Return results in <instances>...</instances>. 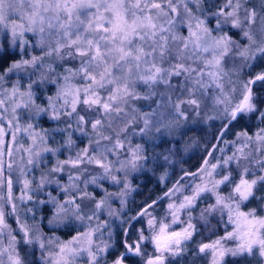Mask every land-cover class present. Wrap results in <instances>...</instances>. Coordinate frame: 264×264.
I'll list each match as a JSON object with an SVG mask.
<instances>
[{
	"label": "snow or ice",
	"instance_id": "snow-or-ice-1",
	"mask_svg": "<svg viewBox=\"0 0 264 264\" xmlns=\"http://www.w3.org/2000/svg\"><path fill=\"white\" fill-rule=\"evenodd\" d=\"M206 2L208 0H0V51L7 44L10 49H18L21 55V59L12 61L0 71V84L10 74L27 71L29 67L33 69L26 90L21 91L17 81L8 92H0V264H30L28 256L36 250L41 253L39 264H76L82 256L88 258L89 264H97L98 254L102 257L109 245L103 241V247L95 243L93 237L102 226L92 227L91 221L114 195H118L122 203L126 195V192L109 193L100 182L123 183L127 189L128 184L113 172H122L126 176L129 169L141 170L149 160L141 145H136L126 160H108L116 149L123 148L117 133L111 147L96 140L91 155L88 148H84L75 157L57 158L32 187V181L26 177L44 159V153L58 157L61 149L70 147L71 134L66 143L47 147L50 138L47 130L43 134L35 132L33 124L28 123L23 131L32 143L23 148L16 135L21 131L18 109L28 110L31 119L50 113L48 118L52 121H59L62 115L72 117L75 114L77 129L82 130L87 121L77 111L78 105H83L85 111H99L106 118L123 113L125 119L130 117L128 123H131L137 120L135 113L138 111L135 108L131 112L124 111L131 101H151L154 96H159L162 103L139 114L143 122L140 133L150 138L153 130L170 133L174 121L186 120L188 111L197 117L201 111L215 113L208 119L220 122L222 131L218 137L221 140L230 127L242 121L258 117L264 125V70L240 79L242 70L251 73L258 64L264 63V0L251 7L248 6L251 0H225L215 11L205 8ZM210 20L214 21V26L209 24ZM232 29L241 33L245 44L229 35ZM185 31L187 35L183 34ZM29 33L38 37L34 45L26 39ZM30 46L39 48L41 54H28L24 58ZM53 56L57 61L78 60L79 66L66 67V74H57L63 83L54 96L45 98L47 107H44L36 103L33 87L46 82L57 84V79L50 76L55 71L52 63L46 64V58ZM237 59L241 62L239 66ZM226 61L232 62V69L226 67ZM33 76L36 79H32ZM75 78H79V85L72 82ZM173 78L181 79L178 84H173ZM138 87L146 89L143 95L137 91ZM161 87L165 89L163 92L159 91ZM162 108L171 111L166 113ZM91 127L100 139H111L102 134L101 119H95ZM108 127H111V120ZM66 131L52 129V132ZM120 131L126 132L127 126ZM241 136L244 147L256 145L259 158L253 156L251 150L245 153L241 148L238 149L239 156L233 153L227 158L213 157L216 162L209 165L208 160H204L206 167L200 168L199 172L185 171L180 179L191 176L192 181L186 184L178 181V186L165 194L171 198L180 193V202L169 203L166 215L159 219L148 211L153 204L132 217H149V235H144V229L137 230L138 240L132 244L125 241L124 254L114 264H124L126 258L144 257L141 245L145 241L159 253L148 257L145 264H172L175 258L187 252V242L197 231L192 223L197 202L210 197L214 198V203L200 209L199 221L211 228L209 218H217V224L223 227L225 234L210 243L199 244L198 253L210 256V264H226V256H254L264 264V215H258L255 208L244 210L251 199L264 201V196L257 195L264 188V174L256 175L257 168L250 169L248 163H240L241 159L249 163L254 161L258 171L264 173V127L252 135L242 132ZM21 149L27 153L26 163ZM213 151L222 153L223 149L213 146ZM168 153L153 157L158 168L163 169L166 163H171V149ZM82 164H94L102 171L91 174L87 168L80 167ZM116 164L118 168L114 167ZM231 164L238 170V181L229 167ZM66 166L78 171L76 174L69 171L68 183L64 184L59 174L65 172ZM13 173L17 174L18 184L24 177L21 194L15 197L19 204L31 201L45 185L55 184L61 196L48 192L47 199L38 201L40 205L51 204L53 207L48 225L55 228L68 226L70 221L79 222V226L87 230L77 231L70 239L62 241L42 233L27 220L22 222L18 203L13 197ZM86 173L87 178H84ZM249 173L253 179L245 178ZM54 175L56 178L49 179ZM165 176L167 173L161 179ZM197 180L200 183H196ZM89 185L100 189L102 197L97 199L89 193ZM221 186L230 189L227 195L221 194ZM85 208L90 214H85ZM260 211L264 212V204ZM27 212L31 213L32 209ZM182 212L187 216L186 221L180 219ZM108 215L114 213L109 210ZM9 219L15 220V228ZM176 224L185 226L179 231H170ZM228 241L235 246L226 247Z\"/></svg>",
	"mask_w": 264,
	"mask_h": 264
},
{
	"label": "trees",
	"instance_id": "trees-1",
	"mask_svg": "<svg viewBox=\"0 0 264 264\" xmlns=\"http://www.w3.org/2000/svg\"><path fill=\"white\" fill-rule=\"evenodd\" d=\"M224 2L225 0H214V2L213 0H208V2L205 3L204 7L208 8L210 11H215L216 8ZM258 3L259 0H251V3L248 6L251 7L253 5H258ZM210 21L212 22V26H214V21ZM225 30H227V28ZM229 35H232L233 38L237 40L239 31L232 29L229 32ZM12 61H18L17 52L16 50L8 48L7 44H5L4 49L0 51V71H3L4 68L8 67V65ZM54 61L55 60H52L53 67H57L58 65L60 66V64H56L58 62L57 60L56 62ZM61 63L71 68H76L79 66L78 60H69L67 58L64 61H61ZM261 70H264V63L258 64L255 67V71ZM29 74H26L24 71L23 74H10L8 77H6V81L0 84V89L1 85H8V83L14 80L20 81L24 76H26V78L29 80ZM32 79H36V77L33 76ZM180 79L181 78H173L172 83L178 84L180 82ZM34 88L37 90L36 103L46 107L45 98L50 93L51 84L46 82L40 86L34 85ZM139 88H142V91L138 92L143 95L146 89H144L143 87H138V89ZM164 90L165 89L163 87L159 89L160 92H163ZM173 98H175V94H173ZM157 103H162L159 99V96H154L151 101H145L142 99L133 100L131 101L129 106L125 107L124 111L131 112L133 108L137 109L138 111L137 113H135L137 115L136 121L128 123L130 117L127 119L124 118V124H116V126L113 127H108L107 125L103 124V128L101 129L104 136H109L111 134L115 136L117 133H119V139L122 141L125 149L127 150L125 154H115L114 158H129L130 151L135 149L136 145H141L144 150V154L149 158L148 162L145 163L144 168L141 170L133 171L129 169L126 176L122 172L117 173V177L128 184L127 189L124 188L123 183L120 185H114L112 182L109 183L110 185L107 183H103V188L107 189L109 193L126 192V195L122 198L123 203L121 202V198L118 195H114L108 200V205L101 209L98 216L91 221V224L93 222H106L107 226L109 227L108 231H110L111 235H113V238H109L110 242H108V244H112V246H109L110 248L106 253V261H108V263L114 261L116 258L124 254L125 241L128 244H132L133 242H135L134 237L132 236L136 235L135 231L138 230V224L140 223L139 219L141 217L139 219H131L132 217H137L138 214L143 210V208L147 207L148 204H153V207H160L161 209H163L165 205L163 203V201H165V194L167 192H170L173 188H175V186L177 187L178 181L180 184H185L188 180L192 179L191 176H185L184 180L180 179L182 176H184L185 171L189 173L199 172L200 168L206 167L203 164L204 160H208L210 165L216 162L213 157L225 158L231 156L233 153H236L239 156V152L237 151L236 147L238 146V144L242 145L244 142V137L241 136V133L247 131L249 135H252L254 131L252 124L253 119L245 120L230 127L229 130L225 132L221 140L218 137V133L222 131L220 122L208 119V116L215 115L213 112H211V110L201 111L199 117L195 116L191 111H188L186 113L188 117L186 120L179 119L178 121H174L173 128L170 133H164L163 130H161L160 133H157L153 130V132L150 134V138L149 136H145L140 133V129L143 127V122L142 119H140L139 114L141 113V110L143 108L149 109L150 111L156 108ZM161 110L165 111L166 113L171 111V109L163 108ZM77 111L81 115L85 116V120L87 121V123L83 125L82 130L77 129V125L75 123V114H73L72 117L62 115L59 121H52L49 119L48 123H52L55 127L67 129L66 132H56V134L54 135V148L59 146L60 144L66 143L69 133L71 134L72 144L70 147L61 149L58 157L53 156L51 153H49L48 160H43L39 163L38 166L35 167L37 174L36 177H41L42 174H46L48 169L54 165L57 158H59L60 160H64L69 156L75 157L77 150L89 148L91 144L94 145V147H92V151L96 147L94 143L100 138V136H98L92 129L91 123L94 122V120L97 118L101 119L100 113L98 111H85L83 105H78ZM43 117L44 115L38 118L39 122L42 121ZM257 118H254V120H257ZM69 124H71V127H69ZM47 126L48 124H43L44 128H47ZM125 126H127V131L121 132L120 129L124 128ZM251 127L253 130L251 129ZM178 129L179 131L177 132V135H173ZM223 141H226L227 143H224ZM100 144L104 145L103 141L100 142ZM213 146H215L217 149H223V152L221 153L220 151H213ZM253 148H256V145L249 144L247 150L243 151L245 153H248ZM169 149H171V163H166L163 169L158 168L156 163L153 162V157H157L161 153L169 154ZM209 152L212 153L211 156L208 155ZM259 155L260 154L257 153L253 156L259 158ZM141 163L144 162L141 161ZM240 163L242 165L248 163L250 169L257 168L256 175L264 174L258 171V166L255 165L254 161L249 163L241 159ZM80 167L86 168L85 165H80ZM229 167L232 169L233 174L237 180L239 178V175L237 174L238 170L235 168V164H231L229 165ZM65 171L66 174L64 176H59L61 180H64V178L67 180L69 171L72 174H76L78 169H70L66 166ZM165 173H167V176H165L164 179H161V177L164 176ZM12 177H17L16 173H13ZM54 178H56L55 175L51 176L50 179ZM84 178H87V173L85 174ZM245 178L253 179L254 177L251 175V173H249L245 176ZM12 180L14 182V179ZM52 185L53 184L45 185V187L38 193L36 197L37 199H35L34 202L32 201L26 204L27 209H32L33 211V222L27 223L29 225L37 227L39 231L46 235L48 231L53 229L56 233V237L65 240L74 235V233L78 230V227L76 226H79V222L73 223L70 221L68 226H60L57 228L50 227L48 225V220L52 216L53 207L51 204L40 205L38 203L39 200L47 199L46 193L52 192L49 191L50 188H52ZM81 187H83V185H81ZM52 189H54V187ZM229 190L230 189L225 187L222 189V191H227V193ZM260 190L261 191L257 192V195L264 196V188H261ZM87 191L94 194L97 199L101 198L103 195L102 192L100 193L98 191L95 185H89ZM249 202L252 203V205H258L261 203L264 204V201L259 199H251ZM210 203H214V198L210 197L207 200H200L197 202V207L193 211V217H195V219L192 220V223H195L197 228V231L193 234L192 237L193 243L195 245L198 243V232L201 236H205L207 231L212 228L217 229L218 234L223 231V227L217 224V218H209L210 224L212 226L211 228L205 226L203 222L199 221L200 209L206 207ZM109 210H111L114 215L109 216ZM84 212L85 214H90V210L88 208H85ZM258 214L264 215V212H258ZM21 221L23 222L22 219ZM8 222L12 224L13 228L16 227L14 219H9ZM149 245L150 244H148V246H145L149 247L150 249L147 250V255H144V257L137 256L129 259L130 264H145V261L148 257L155 256V252H153L154 247L152 248ZM149 251L151 253L150 256L148 255ZM254 259H257V263L255 264H262L260 262V258L254 257ZM254 259L253 257H246L245 261L233 260L226 262V264H254ZM31 264L33 263L31 262ZM105 264H107V262ZM172 264H179V262H172Z\"/></svg>",
	"mask_w": 264,
	"mask_h": 264
},
{
	"label": "rangeland",
	"instance_id": "rangeland-1",
	"mask_svg": "<svg viewBox=\"0 0 264 264\" xmlns=\"http://www.w3.org/2000/svg\"><path fill=\"white\" fill-rule=\"evenodd\" d=\"M209 24L212 26V22L211 21H209ZM255 27V26H254ZM183 31V30H182ZM183 34L184 35H187V33H186V31L185 32H183ZM26 39H28L29 41H30V45H34L35 44V42L38 40V37L37 36H34L33 34H31V33H29V34H27V36H26ZM241 44H245L246 43V41H245V39L242 37V35H241V33L239 32V35H238V39H237ZM16 52H17V58H18V60L19 59H21V55L19 54V50L17 49L16 50ZM28 54H36V55H40L41 54V52H40V49L39 48H34V47H29L28 49H27V51H26V53H25V56H24V58H27V56H28ZM52 60H55L54 62H56V59H55V57L53 56L51 59H48V58H46V64L47 63H52ZM60 62V63H59ZM241 62L239 61V59H237L236 60V65L237 66H239V64H240ZM53 64V63H52ZM56 64H60V66L58 65L57 67L55 66V67H53L54 68V72H52V73H50V76H51V78H53V79H57V84H55V85H53V84H51V88H50V93H49V95L48 96H54L55 95V93H56V91H57V89H58V86L60 85V84H62L63 83V81H62V79H60L59 77H58V75L57 74H66V73H64V68H66L67 66H65V65H63L62 63H61V61H58ZM62 64V65H61ZM226 67L228 68V69H232L233 68V64H232V62L231 61H226ZM33 71V69L32 68H28L27 69V71H24L26 74L28 73H30V72H32ZM255 72H257V71H255V68L252 70V72L251 73H249L248 72V70H242L241 71V74H240V79H246L249 75H251V74H254ZM18 74H23V71H21V72H19ZM15 75H17V74H15ZM233 79H235V77H233ZM6 81V80H5ZM4 81V82H5ZM74 84H77V85H79L80 84V80H79V78H75V79H73V81H72ZM29 83V80L26 78V76H24L20 81H19V86H20V88H21V91H24V90H26V88H27V84ZM17 84V81L16 80H14V81H12V82H10V83H8V85H1V89H0V92H8L10 89H11V87L13 86V85H16ZM33 90H34V92L36 93V96H37V90L33 87ZM137 91H142V88H137ZM102 95H103V93H102ZM47 97V96H46ZM36 100H37V97H36ZM46 107H47V102H46ZM184 107V106H183ZM182 107V108H183ZM146 111H150L149 109H146V108H143L142 110H141V113L142 112H146ZM93 112H95V110H93ZM99 112V111H98ZM100 113V115H101V120H102V123L103 124H105V125H107L108 126V123H109V120H111V126L113 127V126H116V124H124L125 123V120H124V117H123V113L120 115V116H115V114H113V116L112 117H110V118H106L101 112H99ZM215 114V113H214ZM17 115H18V117H19V124H20V128H21V131L20 132H17L16 133V135H17V140L20 142V144H22L23 145V148H27L31 143H32V140H31V138L23 131V129L27 126V124L28 123H31V124H33V126H34V131L35 132H40V133H42L43 134V132L45 131V130H47V132H48V134H49V139L47 140V144H46V146L47 147H52V148H54V140L55 139H51V137H54V135L56 134V132H52V129L53 128H57V127H55L52 123H48L49 122V115H50V113L49 114H47V115H44V117L42 118V121H40L39 122V120L38 119H31L30 118V116H29V111L28 110H26V109H18L17 110ZM8 118L10 119L11 117L10 116H8ZM196 118V117H195ZM15 123V122H14ZM43 124L44 125H46V124H48V126H47V128H44L43 127ZM252 124H253V128H254V131H253V133L254 132H256V131H258L259 130V128L260 127H264V125H262V124H260V122H259V118H257V120L255 119H253V121H252ZM251 129H252V127H251ZM253 130V129H252ZM179 131V129L178 130H176L175 131V133L173 134V135H177V132ZM109 137H111V139L110 140H103V139H98V140H100V142H102L103 141V143H104V145H107L108 147H111L114 143H115V141H116V139H117V134L115 135V136H113L112 134L111 135H109ZM120 137V136H119ZM122 142V141H121ZM95 144V143H94ZM243 144H244V142H243ZM240 145V144H238V146L236 147V149H237V151H238V149H241V148H243V150H247V147H244V145ZM92 147H94V145H90L89 146V148H88V151H89V155H91L92 154ZM81 149V148H80ZM84 149V148H83ZM82 150V149H81ZM81 150H77V152H79V151H81ZM252 155H254V154H257V152H256V148H253L252 150ZM127 152V150L125 149V147H124V145H123V148H119V149H116L115 151H114V153H112V154H110L109 156H108V160H111V161H116V160H121V161H123V160H126V159H128V158H126V159H122V158H120V157H118V158H114V156H115V154H117V153H126ZM21 154L22 155H24V157H25V160H24V163H26V160H27V153H24L23 152V150L21 149ZM49 156V153H44V159L43 160H48V157ZM225 158H227V157H225ZM17 159H19V157H17ZM43 160H41V162L43 161ZM85 165V167L88 169V171L91 173V174H96V173H98V172H100V171H102L101 169H99L98 168V166H96V165H94V164H92V165H89V164H82V166H84ZM29 167H31V166H29ZM114 167H119V165L118 164H116V165H114ZM217 171H219V169H217ZM47 173V172H46ZM66 174V171L63 173V174H59V176H64ZM113 174L114 175H118L117 174V172H113ZM36 170H35V168H33L32 169V172H31V174L30 175H28L26 178L27 179H29V180H31L32 181V187H35V185H36V183L39 181V179H40V177L38 176V177H36ZM215 175V174H214ZM16 176H17V174H16ZM51 178V176L49 177V179ZM217 179H219V177H216ZM240 178V177H239ZM239 178L237 179V181L239 180ZM12 179H14V182H13V189H12V191H13V197H14V202H16V203H18L16 200H15V197H18L20 194H21V187H22V180L24 179V177H21L20 179H21V183H16V181H17V177H12ZM246 179H251V178H246ZM62 181V183H64V184H67L68 182V180H66L65 178H64V180H61ZM192 181V179L191 180H188L186 183H190ZM111 182V180H103V181H101L100 183L102 184V186H103V183H107V184H109ZM185 183V184H186ZM196 183H200V181L199 180H197L196 181ZM110 185V184H109ZM54 187V189H52ZM52 188H50V190L49 191H52L51 193L53 194V195H55V196H61V193H59L58 191H57V187H56V185L55 184H53L52 185ZM175 188H176V186H175ZM224 188V186H221V194H223V195H227V191H222V189ZM49 189V188H48ZM98 189V188H97ZM174 189V188H173ZM98 191L101 193V191H100V189H98ZM48 193V192H47ZM46 193V194H47ZM118 194V193H117ZM185 194H189V193H187V192H185ZM38 195V194H37ZM37 195H35L34 197H33V199L31 200V201H28V200H25V202L23 203V204H19L18 203V209H19V215H21L20 216V218L24 221V220H27V222H33L32 220V212L31 213H28L27 212V206H26V204H28L29 202H34L35 201V199H37L36 197H37ZM165 198V201H163V203L165 204L164 205V208L163 209H161L160 207H153V208H151V209H149L148 211L149 212H151L152 213V215L153 216H155V217H157V219H159L160 217H163V216H165L166 215V210H167V205L169 204V203H172V202H176V203H179L180 202V199H182V197L180 196V193H176V195H174V196H172L171 198L169 197V196H165L164 197ZM144 204V203H143ZM142 204V205H143ZM21 206H23V207H21ZM30 208H32V207H30ZM54 211V210H53ZM21 213V214H20ZM26 213H27V215H26ZM257 214H258V212H257ZM52 215H53V213H52ZM192 215H194L193 213H192ZM259 215V214H258ZM52 217V216H51ZM149 219V217L148 216H143V217H141L140 219H139V221H140V223L138 224V230L139 229H144V235L145 236H147V235H149V230H148V227H147V220ZM180 219H181V221H186L187 220V216L182 212L181 214H180ZM226 219V218H225ZM97 224H100L102 227H101V229H100V232H97L95 235H94V237H93V239H94V241H95V243H97V244H101V246L103 247V244L101 243V241H103V243H106L107 245H109V246H112V244H108V242H110L109 241V233H110V231H108V229H109V227L107 226V224L103 221L102 223L101 222H93L91 225H92V227H95ZM195 224V223H194ZM121 226V225H120ZM185 225L184 224H176V225H173L172 226V229H170V231L171 230H173V229H175V230H177V231H179L182 227H184ZM60 227V226H59ZM76 227H78V230L77 231H86L87 229L86 228H80L79 226H76ZM55 228H57V227H55ZM118 228H119V226H118ZM76 231V232H77ZM135 231V230H134ZM75 232V233H76ZM136 232V235H134V236H132V237H134V241L136 242L137 240H138V232L137 231H135ZM74 233V234H75ZM101 233H103V235L101 236ZM208 234H210L209 232H208ZM225 234V232H224V229H223V231L221 232V233H219V234H217L216 235V237L213 239V240H216V239H219L221 236H223ZM47 235H49V236H55L56 237V233L54 232V230L52 229V230H50V231H48L47 232ZM97 237H99V239H97ZM111 237L113 238V235H111ZM71 238V237H70ZM70 238H68V239H70ZM68 239H65V240H62V241H67ZM212 240V241H213ZM203 243H210V242H203ZM148 244H150L149 246L150 247H152L153 248V245L151 244V243H149V242H147V241H145L142 245H141V248H142V251L145 253V255H147V250H150L149 249V247H145V246H148ZM199 244H201L200 242H198L196 245L193 243V239H191L190 241H188L187 242V252H185L184 253V255L182 256V257H177V258H175V260H173V262H179V264H210V260H211V257L210 256H206L205 254H203V253H198V251H197V248H198V245ZM225 246L226 247H234L235 245H234V243L233 242H231V241H228V242H225ZM109 248L110 247H108L107 249H106V251L103 253V256L102 257H100V255L98 254V260H97V264H105L106 262H107V264H114V261L116 260V259H118V258H120V257H118V258H116L114 261H112V262H110V263H108V261H106V253H107V251L109 250ZM153 252H155L154 251V248H153ZM153 252H152V254H153ZM150 251H149V253H148V255L150 256ZM159 253H156L155 252V255H158ZM40 256H41V253L38 251V250H36L35 252H34V254H32V255H29L28 256V260H29V262L31 261L33 264H39V258H40ZM247 257H250V258H252L253 257V259H254V256H247ZM226 258H228L229 260H232L231 258H233V259H235V258H238V257H225V259ZM106 261V262H105ZM238 261H241V259L239 258L238 259ZM31 262H30V264H31ZM260 262L262 263V261H261V259H260ZM253 263L255 264V263H257V259H254L253 260ZM76 264H89V261H88V258L86 257V256H82L81 258H79L78 260H77V262H76ZM124 264H130V261H129V259H125V261H124Z\"/></svg>",
	"mask_w": 264,
	"mask_h": 264
},
{
	"label": "flooded vegetation",
	"instance_id": "flooded-vegetation-1",
	"mask_svg": "<svg viewBox=\"0 0 264 264\" xmlns=\"http://www.w3.org/2000/svg\"><path fill=\"white\" fill-rule=\"evenodd\" d=\"M262 204L263 203L258 204V205H252V203L247 202L246 206H244V208H245L244 210H248V209L255 208V209H257V212H260L261 213L260 207H261ZM208 232L210 234H208ZM198 234H199V237L197 239L198 242H200V243H203V242H211L216 237V235L218 234V230L215 229V228H212L209 231H207V233L205 234V236H201L199 232H198ZM239 258L241 259V261H245L246 260L245 257H238V258H235V259L231 258L232 260H229L228 258H226L225 261L228 262V261L238 260Z\"/></svg>",
	"mask_w": 264,
	"mask_h": 264
}]
</instances>
